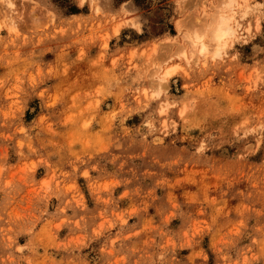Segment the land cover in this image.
Segmentation results:
<instances>
[{"label": "rangeland", "instance_id": "obj_1", "mask_svg": "<svg viewBox=\"0 0 264 264\" xmlns=\"http://www.w3.org/2000/svg\"><path fill=\"white\" fill-rule=\"evenodd\" d=\"M0 264H264V0H0Z\"/></svg>", "mask_w": 264, "mask_h": 264}, {"label": "bare ground", "instance_id": "obj_2", "mask_svg": "<svg viewBox=\"0 0 264 264\" xmlns=\"http://www.w3.org/2000/svg\"><path fill=\"white\" fill-rule=\"evenodd\" d=\"M236 1L237 0H227V5L233 7ZM204 25L202 24L198 29L190 31L187 25L184 26L181 20L177 22V28L179 30H182V27L188 29L186 30L185 28L183 36H185L190 43L191 56L195 54H206L208 52L213 55H219L226 44V40L235 33L231 16L224 12H219L208 24ZM176 67V65L168 67L160 79L164 80L170 77Z\"/></svg>", "mask_w": 264, "mask_h": 264}]
</instances>
